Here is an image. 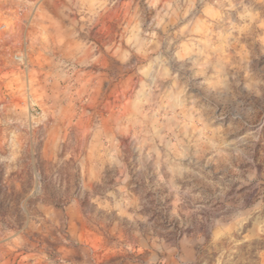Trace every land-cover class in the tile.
Returning a JSON list of instances; mask_svg holds the SVG:
<instances>
[{"label":"rangeland","instance_id":"rangeland-1","mask_svg":"<svg viewBox=\"0 0 264 264\" xmlns=\"http://www.w3.org/2000/svg\"><path fill=\"white\" fill-rule=\"evenodd\" d=\"M0 264H264V0H0Z\"/></svg>","mask_w":264,"mask_h":264}]
</instances>
